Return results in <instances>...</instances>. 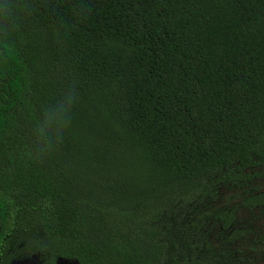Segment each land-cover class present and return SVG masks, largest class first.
Segmentation results:
<instances>
[{
    "label": "trees",
    "instance_id": "trees-1",
    "mask_svg": "<svg viewBox=\"0 0 264 264\" xmlns=\"http://www.w3.org/2000/svg\"><path fill=\"white\" fill-rule=\"evenodd\" d=\"M86 2L31 0L0 57V264H235L239 208L264 245V190L217 206L264 186V0ZM73 82L71 131L30 158Z\"/></svg>",
    "mask_w": 264,
    "mask_h": 264
},
{
    "label": "clouds",
    "instance_id": "clouds-1",
    "mask_svg": "<svg viewBox=\"0 0 264 264\" xmlns=\"http://www.w3.org/2000/svg\"><path fill=\"white\" fill-rule=\"evenodd\" d=\"M30 3L31 0H0V57H5V63L9 50L17 47V34L30 14ZM75 11L77 19L83 22L92 9L86 0H78ZM79 100V91L73 82L54 104L42 107L32 129V143L26 150L30 158L42 161L60 149L71 131L73 112Z\"/></svg>",
    "mask_w": 264,
    "mask_h": 264
},
{
    "label": "rangeland",
    "instance_id": "rangeland-1",
    "mask_svg": "<svg viewBox=\"0 0 264 264\" xmlns=\"http://www.w3.org/2000/svg\"><path fill=\"white\" fill-rule=\"evenodd\" d=\"M256 190H264V186L261 183H255L254 187L248 189H225L222 193L223 200L217 203V206L221 204H228L229 206L239 203V201L247 194L255 192ZM237 217L239 219L238 229L242 233V245L239 249L242 253H235L237 262L235 264H264V245L256 239L259 227H261V221L254 218V214L247 212L239 208L237 211ZM217 243V242H216ZM8 264H40L39 258L36 254L23 255L16 259L11 260ZM56 264H78L74 260H68L58 258Z\"/></svg>",
    "mask_w": 264,
    "mask_h": 264
}]
</instances>
